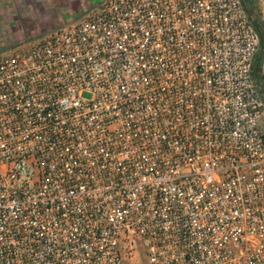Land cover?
I'll return each mask as SVG.
<instances>
[{
	"label": "built area",
	"instance_id": "obj_1",
	"mask_svg": "<svg viewBox=\"0 0 264 264\" xmlns=\"http://www.w3.org/2000/svg\"><path fill=\"white\" fill-rule=\"evenodd\" d=\"M259 48L242 0H103L0 55V264H264Z\"/></svg>",
	"mask_w": 264,
	"mask_h": 264
},
{
	"label": "rangeland",
	"instance_id": "obj_2",
	"mask_svg": "<svg viewBox=\"0 0 264 264\" xmlns=\"http://www.w3.org/2000/svg\"><path fill=\"white\" fill-rule=\"evenodd\" d=\"M38 1H0V55L36 41L55 29L52 27L73 23L84 13L97 8L103 0ZM252 4L258 15L257 0ZM260 84L264 86L262 81ZM260 121L264 123V108ZM125 264H146L142 249L138 248L132 259Z\"/></svg>",
	"mask_w": 264,
	"mask_h": 264
},
{
	"label": "trees",
	"instance_id": "obj_3",
	"mask_svg": "<svg viewBox=\"0 0 264 264\" xmlns=\"http://www.w3.org/2000/svg\"><path fill=\"white\" fill-rule=\"evenodd\" d=\"M253 1L254 0H242L246 14L260 37V48L256 56V59L254 61L252 76L255 85L257 87H261L260 64L264 60V25H262L258 20V15H256L257 10L254 8V5L252 4ZM53 28H57V27H52V29ZM263 103H264V95H263Z\"/></svg>",
	"mask_w": 264,
	"mask_h": 264
},
{
	"label": "crops",
	"instance_id": "obj_4",
	"mask_svg": "<svg viewBox=\"0 0 264 264\" xmlns=\"http://www.w3.org/2000/svg\"><path fill=\"white\" fill-rule=\"evenodd\" d=\"M0 1H5V0H0ZM38 1V0H36ZM46 1V0H45ZM8 2H10V0H8ZM39 2V1H38ZM2 4H4V2H1ZM3 6V5H2ZM78 18V17H77ZM58 26H62V25H58Z\"/></svg>",
	"mask_w": 264,
	"mask_h": 264
}]
</instances>
